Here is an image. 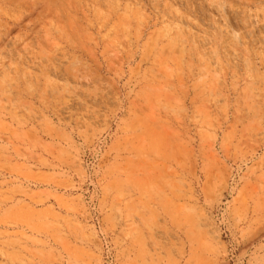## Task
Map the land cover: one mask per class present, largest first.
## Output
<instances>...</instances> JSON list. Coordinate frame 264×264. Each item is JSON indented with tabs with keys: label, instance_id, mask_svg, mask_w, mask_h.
<instances>
[{
	"label": "rangeland",
	"instance_id": "1",
	"mask_svg": "<svg viewBox=\"0 0 264 264\" xmlns=\"http://www.w3.org/2000/svg\"><path fill=\"white\" fill-rule=\"evenodd\" d=\"M0 264H264V0H0Z\"/></svg>",
	"mask_w": 264,
	"mask_h": 264
}]
</instances>
